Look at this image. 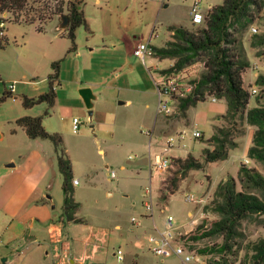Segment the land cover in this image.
Returning <instances> with one entry per match:
<instances>
[{
  "label": "rangeland",
  "instance_id": "rangeland-1",
  "mask_svg": "<svg viewBox=\"0 0 264 264\" xmlns=\"http://www.w3.org/2000/svg\"><path fill=\"white\" fill-rule=\"evenodd\" d=\"M83 1L88 26L77 28L75 49L68 31L61 29L56 20L48 21L39 31L38 23L15 22L10 13H0V30H3L0 36V167L7 166L5 170L11 172L9 182H15L9 190L0 193L3 203L0 204V264H58L66 252L65 264H70L71 258L82 259L83 264H183L178 255L162 257L151 249V237L159 238L167 230L169 215L174 217L172 231L176 239L199 258L198 264H250L247 245L264 237V216L243 222L236 239L238 243L231 252L200 253V249L221 244V236L197 242L185 237L205 217L218 216L205 208L221 181L229 177L237 179L242 165L256 167L264 174V164L247 155L251 126L245 117H239L235 133L237 146L231 149L228 158L204 163L202 149L213 148L211 136L215 125L228 124L222 117L227 111L226 99L213 101L208 97L191 106L186 116L178 106L172 115L159 113L156 85L159 70L155 67L160 71L167 69L173 60L153 56L145 64L132 53L139 40L160 47L173 39V28H196L190 14L195 0ZM222 1L201 0V7L208 11ZM261 4L259 17L243 38L250 61L243 78L250 92L254 86L259 88L256 78L264 74V45H252L253 35L264 33V0ZM54 62L59 64L60 80V84H55L56 105L50 107L42 102L25 107V97H38L49 90L48 76L55 72ZM203 69V62L188 66L185 79L191 82L198 79ZM78 71L84 79L99 82L96 88L99 98L92 120L87 119L89 109L76 89L78 84L73 82ZM11 84L15 91L3 99ZM251 94L250 107L257 104L259 91ZM25 115L42 116L47 131L63 136L72 164L73 197L80 203L73 214L81 222L68 221L62 215L64 174L55 144L50 139H39L54 148L44 162L28 157L31 150L40 146L29 140L16 124V119ZM76 118L78 130L74 128ZM178 130L185 132L186 138L169 150L167 138ZM195 130L201 131L203 137H193ZM148 131L152 132L151 137ZM155 153L169 155L172 163L162 175L153 172L151 176L149 155ZM190 154L203 167L184 172L176 192L163 199L161 190L165 180L179 170L177 160H185ZM246 155L250 160L247 163ZM10 158L14 160L9 161ZM16 161L15 166L8 165ZM47 166H50L48 176L39 194L34 192L32 198L42 195L50 199L51 196L52 201L44 205L21 204V191L34 188ZM110 171H115V177H110ZM74 179L78 184L73 183ZM150 185L151 194L146 193ZM186 194L206 198L201 203L203 215L196 223L189 212L195 213L201 204L187 201ZM146 202L153 207L148 208ZM33 217L40 222L37 220L35 227L30 228ZM56 221L61 224V238L69 244L68 248L50 238L48 228ZM119 249L124 256L121 261L116 255Z\"/></svg>",
  "mask_w": 264,
  "mask_h": 264
},
{
  "label": "trees",
  "instance_id": "trees-1",
  "mask_svg": "<svg viewBox=\"0 0 264 264\" xmlns=\"http://www.w3.org/2000/svg\"><path fill=\"white\" fill-rule=\"evenodd\" d=\"M83 0H0V13H10L15 22L38 23L37 29L55 16L67 14L68 35L72 40V49L76 48V30L79 26H88V20L82 8ZM43 3V4H38ZM52 3V4H51ZM261 0H223L221 4L211 7L203 22L194 24L196 28H173V39L161 47L153 46L156 55L171 58L173 64L162 72L180 71L194 63L203 62L204 69L195 88L186 98L179 102L183 116L191 106L205 101L208 97L225 98L227 111L222 116L228 122L225 126L215 125L211 141L213 148L202 150L204 163L228 158L230 150L237 146L235 133L239 117H245L253 127L248 156L264 164V74H259L255 84L259 86L257 104L250 107V87L245 86L243 74L250 66L243 38L250 26L259 17ZM32 14V15H31ZM253 46L264 45V33L254 34ZM1 44V43H0ZM54 73L49 74L50 88L38 97H25V107H32L45 102L53 107L57 97L55 80L58 76V62L53 63ZM11 96L6 90L3 99ZM30 138L50 139L59 152V167L64 174V205L62 215L68 221L81 222L74 211L80 203L73 197L72 164L63 144V136L46 130L42 116L25 115L17 120ZM179 170L165 180L161 197L165 200L176 192L183 179V173L192 168H202L203 163L191 154L185 159H178ZM210 209L218 214L215 218L205 217L185 237L193 242L214 236H221L222 243L200 249V253L231 252L237 245L240 227L246 220H258L264 216V174L256 167L242 165L238 178L229 177L221 181L215 191L213 200L205 211ZM247 259L250 264H264V237L251 241L247 245ZM248 264V263H245Z\"/></svg>",
  "mask_w": 264,
  "mask_h": 264
},
{
  "label": "built area",
  "instance_id": "built-area-1",
  "mask_svg": "<svg viewBox=\"0 0 264 264\" xmlns=\"http://www.w3.org/2000/svg\"><path fill=\"white\" fill-rule=\"evenodd\" d=\"M208 11L204 10L201 7V0H195L192 8L190 10L192 23L199 24L202 23L206 14ZM4 24L1 23V26ZM252 30L257 31L255 27L252 28ZM1 33V32H0ZM134 55L141 58L143 61L146 60V58L154 56L156 54V51L154 47L149 43H145L143 41H140L137 43L136 47L133 50ZM185 78H187V74L184 70L180 71H174V72H166L161 73L160 77L156 80V85L158 89L159 94V105L158 110L161 113H164L166 115H171L175 112L176 107L175 102L178 103L182 98H186L189 96L190 93L193 92L195 88L194 80L187 81ZM10 89H14V84L10 85ZM259 88L254 86L251 88V93H258ZM215 100L216 98L213 97ZM79 121L77 118L75 119V130L79 128ZM150 132L148 131V134ZM193 137L200 138L203 136V133L199 130H195L192 133ZM186 138L185 132H179L176 134V136H170L167 139L166 145L169 149H171L177 141L184 140ZM249 159H245V163L249 162ZM172 158L169 155H165L162 153H156L153 155V158L150 160V167L152 171L156 172H164L168 170V168L171 166ZM111 177H115V172L111 173ZM146 192L151 194L152 187L151 185L146 188ZM187 200H196L194 196L187 194L186 195ZM200 201V199L198 200ZM148 208H151V203L146 202L145 203ZM174 227V217L172 215H169L167 217V230L162 232L161 237H151V249L152 251L160 255L162 257H168L171 255H178L182 259L183 264H198L197 261H199V258H196L194 253L190 250H188L183 244L179 243L176 239V235H174L172 229ZM50 234L53 239V242H61V227L58 222H54L50 225ZM116 255L118 259L121 261L123 260V251L119 249L116 252ZM79 260L81 264H83L82 259H76ZM79 263V264H80Z\"/></svg>",
  "mask_w": 264,
  "mask_h": 264
},
{
  "label": "crops",
  "instance_id": "crops-1",
  "mask_svg": "<svg viewBox=\"0 0 264 264\" xmlns=\"http://www.w3.org/2000/svg\"><path fill=\"white\" fill-rule=\"evenodd\" d=\"M61 16V15H60ZM60 16H55L52 20H56V21H58L59 23H61V19H60ZM39 25V24H38ZM38 25H37V27H38ZM69 25V24H68ZM59 27H60V24H59ZM68 27V26H67ZM62 29V28H61ZM67 28H65V29H63L64 31L66 30ZM0 36L1 35H3V30H0ZM140 41H142V40H139L138 42H140ZM137 42V43H138ZM137 43L133 46V49H132V53H133V50H134V48L136 47V45H137ZM158 47V46H157ZM161 47V46H160ZM78 54H80V52H78V53H76V55H78ZM134 54V53H133ZM136 56V55H135ZM151 57H153V56H151ZM154 57H156V58H159L156 54L154 55ZM149 58V57H148ZM159 59H161V58H159ZM173 60V59H172ZM143 61V60H142ZM145 64L147 63V58H146V60L145 61H143ZM173 62H174V60H173ZM171 66V65H170ZM169 66V67H170ZM187 68V67H186ZM155 69H157V70H159V77H160V75H161V73H166V72H162V70H164V69H162L161 71H160V69H158V67L156 66L155 67ZM166 69V68H165ZM185 69V68H184ZM184 69H182V70H184ZM186 73V72H185ZM78 74H80V72L78 71V73H77V75L75 76V79L73 80V82L74 83H76V84H78L77 85V90H79V92H80V89L81 88H83V87H91L92 88V91H93V94H94V98L92 99V102H93V108H95V105H96V101L98 100V98H99V95H98V93H97V91H96V88H97V86L99 85V82H97V81H93V80H91V79H84V77H82V76H79ZM187 74V73H186ZM188 77V76H187ZM158 79V78H157ZM56 83H59L60 84V80H59V77L57 76V78H56V80H55V84ZM7 90H9L10 92H11V95L13 94V92L15 91V86H14V89L13 90H11L10 89V86H9V89H7ZM81 95V94H80ZM81 97H82V95H81ZM214 97V96H213ZM213 97H212V99H213ZM83 98V97H82ZM216 99L214 100L213 99V101H216L217 99H219V98H217V97H215ZM84 99V98H83ZM56 101H57V97H56V100H55V104H54V106L56 105ZM131 100L130 99H128V102H130ZM53 106V107H54ZM175 106H178L179 107V105H178V102L176 101L175 102ZM88 108V107H87ZM177 108V107H176ZM159 111V110H158ZM176 111V110H175ZM93 113H94V110H93ZM159 113H161V112H159ZM175 113V112H174ZM173 113V114H174ZM164 114V113H163ZM164 115H166V114H164ZM172 115V114H171ZM93 116V115H92ZM87 119L88 120H92V117H90V115L87 117ZM16 120H18V119H16ZM17 122V121H16ZM19 127H21L23 130H24V132H25V134L27 135V133H26V131H25V129L22 127V126H20L18 123H16ZM91 126H93V125H91ZM78 130V129H77ZM150 132V131H149ZM179 132H182V130H178L177 132H175L174 134H171L170 136H176V134L177 133H179ZM250 132H251V134H250V140H249V142H250V144H251V139H252V133H253V127L251 126V130H250ZM147 134H148V132H147ZM150 137L152 136V132H150L149 134H148ZM169 136V137H170ZM193 136V135H192ZM27 137H28V139L29 140H33V142H35V143H38L39 144V146L41 147H39V148H36V149H33V150H31L29 153V158H32V157H35V158H37L38 159V161H42V162H44V161H46V159H49L50 158V153H52L53 151H54V148H52L49 144H46L47 142H41L39 139H42V138H30L28 135H27ZM203 137V136H202ZM201 138V137H200ZM168 139V138H167ZM28 140V141H29ZM44 140H48V139H44ZM185 140V139H184ZM184 140H179V141H177V142H183ZM177 144V143H176ZM175 144V145H176ZM250 144H249V146H250ZM49 145V146H48ZM186 144L185 143H183V146H185ZM249 146H248V148H247V155H248V149H249ZM50 147V148H49ZM168 147V146H167ZM173 147H175V146H173ZM172 147V148H173ZM171 148V149H172ZM205 148V147H204ZM203 148V149H204ZM202 149V150H203ZM170 150V149H169ZM103 150L102 149H100V152H102ZM231 151V150H230ZM156 154V153H155ZM230 154V153H229ZM153 155L154 154H151V155H149V164H150V160H151V158H153ZM246 155V156H247ZM248 159L249 157L247 156V157H245V159ZM9 161H11V160H14V158H10V159H8ZM210 163H212V162H209V163H207V164H210ZM10 164V163H9ZM15 165L17 164V161H16V163H14ZM14 165V166H15ZM151 166V165H150ZM5 167H7V166H4V167H0V193L2 192V194H3V192L5 191H7V190H9L10 189V187H13V186H11V185H13V184H15V182H9V177H10V175H11V172L9 171V170H5ZM49 168H50V166L48 167L47 166V169L42 173V175L40 176V178H39V180L37 181V183H36V185L34 186V188H32L29 192H27V191H24V190H22L21 191V194H22V196H21V199H22V202H21V204H26L27 202L29 203V204H42V205H44V204H49V201H52V198L50 197V199H46L45 197H42V195H39L38 197H33L32 198V195H33V193L35 192H37L38 191V194H39V190H40V186L42 185V184H44V180H45V178L48 176V173H49ZM150 170H151V176H153V172H155V173H157V174H161L162 175V173L163 172H156V171H152V169H151V167H150ZM112 172H115V171H110L109 172V175H110V177H111V173ZM165 172V171H164ZM116 174V173H115ZM113 178V177H112ZM73 183L74 184H78V181L77 180H75L74 179V181H73ZM21 186V185H20ZM19 188V187H18ZM21 189V188H20ZM147 193V192H146ZM152 193V192H151ZM187 195V194H186ZM186 195H185V197H186ZM190 195V194H189ZM193 196V195H192ZM32 198V199H31ZM194 198H195V196H194ZM196 200H192V201H190V200H187V198H186V200L187 201H190V202H197L198 204H204L203 203V201L204 200H206V198H204V197H199V198H195ZM200 199V201H198ZM0 204H3L2 203V201L0 200ZM202 204L201 205H198L197 207H196V210H195V213H193V212H189V214L191 215V216H194L195 218H194V220H193V222L194 223H196L197 221H198V218L199 217H201L203 214H202V211H201V208H202ZM55 207V206H54ZM153 207V206H152ZM151 207V208H152ZM0 211H1V209H0ZM39 221L40 222V219H38L37 217H33L30 221H29V225H30V228H33V227H35V222L36 221ZM17 222L18 223H21V221H19V220H17ZM57 222V221H56ZM59 223V222H58ZM59 225H60V227H61V224L59 223ZM119 227V226H118ZM50 226H49V228H48V232L50 233ZM61 235H62V227H61ZM50 238L52 239V237H51V234H50ZM62 239V247H69V244L65 241V240H63V238H61ZM64 242V243H63ZM53 244H55V243H53ZM59 245H60V243H58ZM56 248V246H54L53 245V248ZM68 257V253L66 252L65 254H64V256H63V258H62V260H60V261H62V262H58V264H65V261H66V258ZM76 259H78V258H71L70 260H69V258H68V260H69V262H70V264L72 263L73 264V262H75L74 264H79L80 262H79V260H76ZM81 264V263H80Z\"/></svg>",
  "mask_w": 264,
  "mask_h": 264
},
{
  "label": "water",
  "instance_id": "water-1",
  "mask_svg": "<svg viewBox=\"0 0 264 264\" xmlns=\"http://www.w3.org/2000/svg\"><path fill=\"white\" fill-rule=\"evenodd\" d=\"M61 19V23H60V28L65 29L67 28L68 24H69V17L67 14H63L60 16ZM80 94L82 95V97L84 98V101L86 103V106L89 109V115L90 117H92L93 115V102L92 99L94 98V94L92 91L91 87H83L80 89ZM9 166H14V163H10L8 164ZM51 196H49L50 198ZM54 207V205H53Z\"/></svg>",
  "mask_w": 264,
  "mask_h": 264
}]
</instances>
